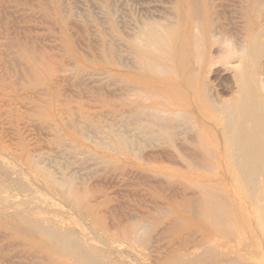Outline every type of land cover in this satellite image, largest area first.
Segmentation results:
<instances>
[{
  "label": "rangeland",
  "instance_id": "374dc122",
  "mask_svg": "<svg viewBox=\"0 0 264 264\" xmlns=\"http://www.w3.org/2000/svg\"><path fill=\"white\" fill-rule=\"evenodd\" d=\"M255 2L0 0V264H83L65 239L107 264H264L251 196L190 120L164 124L199 80L222 100L235 90L231 66L186 62L185 7L219 54L230 36L241 49Z\"/></svg>",
  "mask_w": 264,
  "mask_h": 264
},
{
  "label": "bare ground",
  "instance_id": "6f19581e",
  "mask_svg": "<svg viewBox=\"0 0 264 264\" xmlns=\"http://www.w3.org/2000/svg\"><path fill=\"white\" fill-rule=\"evenodd\" d=\"M181 1H183V0H181ZM197 1H199V0H197ZM254 6H252V7H254V14L252 16L249 15L247 27L245 26L246 27V29H245L246 33H245V35H243V36H245V39H244V37L242 38V39H244V41L242 42L243 45L241 46V49H239V48L237 49L238 45L240 46L241 43L237 44L238 41H234V42H236L237 47L234 46L235 43L233 44L232 40L230 41V39H232L233 37L230 38L231 37L230 36L228 38L229 40H227V41L223 40V42L221 43L224 50H220L219 54H218V52H215L218 55L215 53H214L215 55L212 54V48L214 45L212 42H210L211 40L209 41L208 21L207 20L202 21L201 18H200V20L202 22L196 21L198 19L197 18L198 16L197 17L194 16L195 20H193L191 18L189 9L187 7H185L186 9H184V11H183V16H181L182 17L181 28L183 31V36L185 38V44L188 47V50H187L188 53L184 56L187 59L186 62H188L189 64H197V65L202 64L201 69L197 68V65L195 66L196 71L198 69H200L197 71V73L199 75H200V73L203 74L206 71L210 72L211 68H213L214 65L216 67L217 61L219 64L224 63V65L231 66L229 70L232 72L231 78H232V81L235 85V90H234L233 94H231L232 98H230L229 100H225V99L222 100L219 98H215L213 96L215 94L212 95L213 92L211 93L210 88L213 85L211 84L212 85L211 86L209 84L211 87L208 88V82L209 81L207 83H205L206 79H205V81L199 80L198 81L199 86H198L196 93L194 95V98L197 102L195 104L189 103V104H185L183 106L172 105L170 109H167L168 113L172 117L166 118V116H164L163 118H166V119H164V124L166 125V121H167V124L171 127L172 131L173 130L176 131V129L181 130L182 129L181 127L186 124V123L185 124H183V123L185 121L188 122V120L191 121V122L189 121L188 124L192 123L193 127L199 128L200 133L202 134L203 144H205L208 148L211 146H214L216 148L215 153L211 149H209V150H211V152L213 154H215V158H217L220 163L228 164L227 169L229 172H231V174L233 176V180L237 183V186L239 189L244 190L245 192H247V194L249 196H251L250 202L254 207H256L259 210V213H261V219L264 222V0H256ZM201 12H202V10H201ZM196 14L197 13H195V15ZM199 15H200V13H199ZM199 17H203V16H199ZM211 30H212V28H211ZM226 31H225V34H227ZM244 32H243V34H244ZM151 33H153V32H151ZM212 33H213V30H212ZM220 33H221V31H220ZM225 34L222 33V36ZM141 35L143 36V33H141ZM154 35L156 36V34H154ZM228 35H229V33H228ZM146 36H148V35H146ZM225 37H226V35H225ZM145 38L148 39V37H145ZM138 39H140V38H138ZM220 41H221V39H220ZM138 42H141V40H139ZM216 42H218V40H216ZM142 43H144V42L142 41ZM143 45L141 44L142 47H143ZM150 46H149V48H150ZM152 47H155V46L152 45ZM152 49H154V48H152ZM220 49H222V48H220ZM154 50H157V49L155 48ZM129 53H132V52H129ZM140 59H142V57ZM207 59H209L208 62H210V63L204 64V62ZM141 61H143V60H141ZM214 61H215V63H213ZM233 63L236 65H232ZM154 66H156V65L154 64ZM158 66H160V65H158ZM198 67H200V66H198ZM159 68L161 69V67H158V69ZM162 68H163V66H162ZM195 68H194V70H195ZM130 69H131V67H130ZM199 71H200V73H199ZM195 75H197V74H195ZM208 77H209V75H208ZM196 78H198V77H196ZM206 78H207V76H206ZM207 80H209V78H207ZM171 84L173 86V82ZM182 84H179V85H182ZM184 84L187 85L186 82ZM133 87L134 86L132 85V87L130 86L129 89L133 88ZM213 89H215V88H213ZM127 90H128V88H127ZM134 90H136L135 87H134ZM141 90H144V89L142 88ZM144 91H146V90H144ZM167 92H168V90H167ZM170 93H171V91H170ZM215 93H216V91H215ZM167 96H168L169 100H172V103L178 104V101L175 100L174 98H172V94L167 95ZM135 97H137V96H134V98ZM149 97H151V95ZM159 97H160L159 94H156V98H159ZM161 97H163L162 94H161ZM130 98H132V97H130ZM139 99H140V97H139ZM143 99H144L143 100L144 102L147 100H148V102H151V101H149L151 99L147 98V100H145L146 99L145 97ZM162 99H164V98H162ZM141 101H142V99H141ZM131 102H129L128 105ZM135 102H133V103H135ZM165 102H168V101H166V99H165ZM145 103H147V102H145ZM159 103H161V102H159ZM136 104H137V102H136ZM161 104L164 106V107L163 106H161V107H163V108L167 107V106H165L166 104L165 105L163 103H161ZM156 105L158 106L159 104L156 103ZM146 107H147V105H146ZM148 107H150V106H148ZM145 109L146 108H144V110ZM150 110L151 109H149V111ZM152 110H154V109H152ZM157 111H158V113H157ZM157 111H156L157 115H162V114H159V109H157ZM166 111H164V112L161 111L160 113H162V112L165 113ZM132 112H134V111H132ZM139 112H141V111H139ZM127 113H129V112L127 111ZM142 113H143V110H142ZM139 115H141V113ZM204 115L206 118L205 121H203L202 119L198 120V117H200V116L204 117ZM154 116H156V115L154 114ZM154 116H151V118ZM167 116H169V115H167ZM138 117H140V116H138ZM163 118L162 117L160 118V116H159L157 119H163ZM128 119H129V117H128ZM142 119L148 120V119H144V118H142ZM142 119H141V121H142ZM192 120H194L195 123ZM130 121H131V119H130ZM158 121L159 120H157V122ZM182 121H184V122H182ZM154 122H156V121H154ZM162 122L163 121L161 120V123ZM180 123H182L183 125ZM152 124H154V123H152ZM160 124H158V125H160ZM179 125H182V126L179 127ZM166 126H164L163 128H165ZM189 126L188 127L191 128L190 124H189ZM167 128H168V126H167ZM204 129L207 130L206 134L204 133ZM166 131L169 133V131L167 129H166ZM172 131H171V133L174 134L175 132H172ZM182 131H183V129H182ZM192 131L194 132V130H192ZM162 132H163V130H162ZM177 132H180V131H177ZM193 132L190 131L189 133L192 134ZM180 133H182V132H180ZM196 134L198 135L199 131ZM166 136H167V134H166ZM172 136H171V138H172ZM175 138L177 139V136ZM178 138H179V136H178ZM173 139H174V137H173ZM189 140H191V139H189ZM175 142H178V141L175 140ZM183 145H184V143H183ZM201 157H203V155ZM262 235L264 237V228L262 230ZM52 237H54V238L59 237L57 240H61L60 239V233H58L56 231L53 232ZM66 241H69V240L65 239L66 251L68 252L69 255L73 256L79 262L82 261V263L84 262L83 264H107L105 262L102 263L99 260L98 261L96 260L93 250L89 247V245L87 243L82 244L80 241L79 242L76 241L75 247L73 248L71 245L72 242L67 243ZM241 258H243L244 260H250L251 259V258L249 259V257H247V256L242 257V255H241ZM242 264H246V263H242ZM250 264H254V263H250Z\"/></svg>",
  "mask_w": 264,
  "mask_h": 264
}]
</instances>
